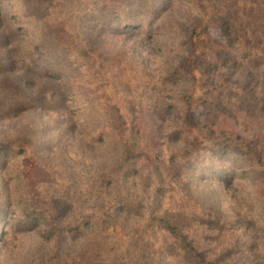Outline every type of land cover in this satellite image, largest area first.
I'll use <instances>...</instances> for the list:
<instances>
[{
  "label": "rangeland",
  "instance_id": "rangeland-1",
  "mask_svg": "<svg viewBox=\"0 0 264 264\" xmlns=\"http://www.w3.org/2000/svg\"><path fill=\"white\" fill-rule=\"evenodd\" d=\"M255 2L0 0V264H193L155 215L264 264V64L220 28Z\"/></svg>",
  "mask_w": 264,
  "mask_h": 264
},
{
  "label": "trees",
  "instance_id": "trees-1",
  "mask_svg": "<svg viewBox=\"0 0 264 264\" xmlns=\"http://www.w3.org/2000/svg\"><path fill=\"white\" fill-rule=\"evenodd\" d=\"M139 5L142 7H149L147 2L140 1L139 3H136V6L134 8L125 7L124 9H113L111 11V18L119 19L120 22L118 26L114 27L113 25H111V27L118 30H143L144 21L136 20L133 17L136 8H138ZM220 28L222 34L226 37L227 40L233 41V39H238L239 41H243L247 45L248 54L251 55V53H253V55L255 56L254 60L258 64H264V0H262L261 2L260 0H256L255 6L251 8L250 12H244V16H241L239 21H223V23L220 25ZM21 97L17 98V104L19 106L21 104L30 103V101L22 102V100L26 99L23 98V96ZM211 143L212 151L214 152V154H217L219 152L237 154L245 153V148L235 141L231 142L230 144H222L221 142ZM231 174L232 173H230V176ZM121 206H123V204ZM97 213L98 212L90 213L89 216L96 218ZM100 216H102V214ZM81 217L85 218L84 215H82ZM105 221H107V219H100V222L102 223ZM77 222H80V218ZM150 224L159 227L162 231L167 233L168 236L176 242V245L178 246L177 249L181 252L182 256L191 259L193 264H217L218 262L223 260L221 255L214 259H208L205 253L198 249L194 241L186 233L182 232V226L174 224L173 221H171V219L168 217L155 215L151 219ZM171 255H173V253H171ZM98 264H105L104 260H101L100 262H98Z\"/></svg>",
  "mask_w": 264,
  "mask_h": 264
}]
</instances>
